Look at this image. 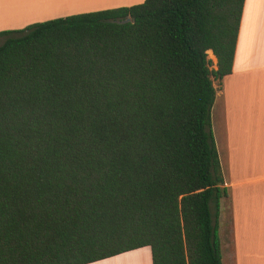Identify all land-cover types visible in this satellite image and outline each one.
<instances>
[{"label": "trees", "instance_id": "trees-1", "mask_svg": "<svg viewBox=\"0 0 264 264\" xmlns=\"http://www.w3.org/2000/svg\"><path fill=\"white\" fill-rule=\"evenodd\" d=\"M242 4L143 0L0 32V264L141 248L221 264L210 77L230 74Z\"/></svg>", "mask_w": 264, "mask_h": 264}, {"label": "crops", "instance_id": "crops-1", "mask_svg": "<svg viewBox=\"0 0 264 264\" xmlns=\"http://www.w3.org/2000/svg\"><path fill=\"white\" fill-rule=\"evenodd\" d=\"M142 2L0 0V32ZM214 90V99L219 95L223 105L222 139L217 138L216 128H213V140L227 191V196L221 200L229 209L231 232L230 241L224 247L226 259L234 264H264L259 262L264 260V0H243L231 71ZM219 249H222L220 239ZM123 260L151 264L148 248L92 264H119Z\"/></svg>", "mask_w": 264, "mask_h": 264}, {"label": "rangeland", "instance_id": "rangeland-1", "mask_svg": "<svg viewBox=\"0 0 264 264\" xmlns=\"http://www.w3.org/2000/svg\"><path fill=\"white\" fill-rule=\"evenodd\" d=\"M2 42V39L0 38V43ZM206 54V59L208 61H210V65L208 67L209 70L214 71L216 70V59L215 57L212 55V53L210 51H208V53ZM211 80V84L213 88H218L220 86V81L213 79L212 77H210ZM221 101V103H220ZM222 98L219 97V95L217 97H215L211 110H210V122H211V131H212V135L214 137V130L213 128H216V135L217 138H221L222 139V126H223V108H222ZM215 141V140H214ZM216 144V143H215ZM220 151V158L222 157V149H219ZM218 155V152H217ZM225 165H223L222 168V172L225 173ZM229 219V209H228V204L224 201L221 200V202L219 203V208H218V217H217V235L218 238L221 240L222 243V249H220V260H221V264H234V261L232 260H227V254H226V250L224 249L225 245L227 244V241L230 239V226L228 223ZM230 241V240H229ZM227 246V245H226ZM259 262H263L264 260H261ZM119 264H134V262L132 261H121L118 262Z\"/></svg>", "mask_w": 264, "mask_h": 264}, {"label": "water", "instance_id": "water-1", "mask_svg": "<svg viewBox=\"0 0 264 264\" xmlns=\"http://www.w3.org/2000/svg\"><path fill=\"white\" fill-rule=\"evenodd\" d=\"M128 19H126L125 21H127Z\"/></svg>", "mask_w": 264, "mask_h": 264}]
</instances>
